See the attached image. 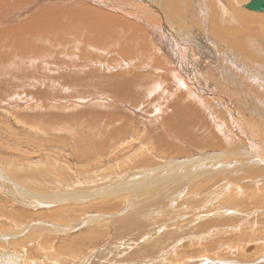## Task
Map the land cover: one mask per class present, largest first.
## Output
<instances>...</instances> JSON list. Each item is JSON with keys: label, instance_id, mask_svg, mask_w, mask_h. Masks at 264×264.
<instances>
[{"label": "bare ground", "instance_id": "1", "mask_svg": "<svg viewBox=\"0 0 264 264\" xmlns=\"http://www.w3.org/2000/svg\"><path fill=\"white\" fill-rule=\"evenodd\" d=\"M203 1H206L204 7H202ZM251 1L244 3L242 0H0L1 62H3V59L7 60L9 58L8 61L11 64L15 62L14 60L20 58H27L30 62L41 61L49 54L46 47L50 45L53 46V51L49 50L51 54L57 52L62 54V56L58 54L61 63H73L75 60L74 63L80 64V68L76 67L79 68V72L81 69L85 70L86 68L89 71H94V75L98 76L99 71H102V69L113 70V67L107 64V61L103 62L104 58L109 60V56H112L104 53L107 44L110 43L113 45V56L119 57L122 62L127 60L124 57L131 58L128 54L136 56L139 60V55L141 59L143 58L140 72L128 68L126 72L130 76H127L128 73L125 74V77L122 76L125 73L122 72V69L127 68L128 65L124 66L123 63V65H118L121 72H115L114 75H120V79H123L118 81V85L123 87V89L121 88L122 91L129 92L131 86L133 87V84L127 79L134 82V78L138 77L137 73L142 74L141 76L145 75L150 66L154 64L152 67L159 72L160 77L161 73L169 76L177 83V86L179 84V87L191 91L190 97H198L203 102L207 97H210L220 110V112H214V115H217V113L221 115L220 118L217 117L218 121H221L219 123L216 115L214 117L212 111L209 110L213 119L217 121L215 126L220 132L221 138L217 139L218 142H213L214 144L211 142L203 143H206V146L214 151L198 154L199 156L195 157L193 154L196 150L193 147L180 146L176 137L168 131L166 122L164 123V120H162V125L165 127V135L163 136L167 137L168 140L166 144L164 142L167 148L164 150L163 157L170 158V161L161 167L153 168L150 172H142L137 177H133V173L127 178L122 175L113 177V175L111 176V182L109 179L103 180L105 185L98 187L99 189L96 187V190L91 188L92 190L86 192L81 191L88 185L97 183L98 176H95L94 179H75L73 187H69L70 184L68 183L66 187H69L68 189L72 191L69 190L70 193L68 194H66V189L62 193L60 191L56 192V189L54 191V188L51 187L44 189L43 184L45 183L41 182V178L44 176V173H42L44 167L36 169L29 162L21 165L9 161L2 162L8 167L6 166L7 170L4 169L6 172L1 171L0 182L5 183L4 187L10 188L23 205L28 206L29 210H33L31 212L33 217L46 215V218H52L51 221H55L54 223L58 225V223H69L65 218L77 214L76 217L80 220L73 224L71 227L73 230H66V227L62 230L68 236L73 232H77L76 238L81 241H83V230L86 229L84 225L96 217L111 218L110 222L115 223V226H121L127 232V228L137 227L143 221L147 222L148 218L152 219L154 208L160 209L161 204L169 205L172 202V205L177 207L185 198L190 202L200 195L205 198L206 191L204 188H198L195 198H191V196H194L191 193L195 192L194 189L191 188L190 192H187V190L194 183L195 178L200 184L201 179H206L214 174H218L220 184L217 185H220L221 199L225 203L244 209L247 208L245 203H250V206L256 203L255 208L248 206L247 209H257L264 212V34H255L253 28H249L250 31L242 30L240 20H237L235 15L238 12L249 20L254 19L256 10L247 7ZM43 7L45 8L39 10ZM160 53H163V55L159 58L157 56ZM242 53L247 54L251 61H244L241 57ZM6 55L10 57H4ZM161 58H167L169 63L168 61L162 62ZM7 66L10 67L11 65ZM118 67L117 69H119ZM11 68L9 70L14 71ZM7 69L5 71H8ZM64 69L67 71L76 70L70 64L65 65ZM4 73L7 72L2 74ZM108 75H110V72ZM82 78H84V75L83 77H77V79ZM98 79L101 78L98 77ZM7 80L4 82L7 83ZM43 80L45 81V79ZM186 81L191 85H186ZM158 85L156 83L151 89L157 88ZM127 86L129 87L127 88ZM111 87L113 88L114 85ZM2 102L4 103V101ZM63 102L61 101V103ZM19 103L21 102L19 101ZM126 106L131 108L129 104ZM28 107L31 106H26L27 110H31ZM37 109L39 110L38 107ZM133 111H135L134 108ZM150 116H152L151 113ZM180 116L176 117L177 121L188 130L190 117L187 114L183 116L180 114ZM159 119L161 120V117ZM67 144H70V142L67 141ZM160 146L163 148L162 144ZM95 149H98L97 146ZM79 154L76 152L77 156ZM181 154H183L181 156L183 158L177 157ZM71 156L76 157L74 154ZM152 156L154 155L152 154ZM152 156L145 154L143 157L147 158V161H151ZM164 160L166 159L164 158ZM208 160H217L218 164L215 166H218V168L214 170L211 166H205L209 165ZM40 163L43 165L41 161ZM208 167L211 170L205 169ZM70 169L71 172L75 171V168L70 167ZM196 173H198V176H196ZM63 174H69L65 168ZM136 174H139V172H136ZM67 180L65 179L66 182ZM180 193L184 195L179 196L177 199ZM123 194H126V197ZM121 195L128 199L127 208L124 209V214L121 213L122 216L113 213L103 216L96 211H88L92 209L94 204L92 202L87 206L84 205V207L74 206L78 204V200L86 202L92 199L112 198ZM98 203L96 206L100 205L103 208L107 206L106 202ZM43 204H45L46 211L39 210ZM93 208L94 210L97 209ZM84 214L85 216H83ZM30 215L20 214V216L25 217L24 219H27ZM19 220L23 219L19 218ZM47 226L48 228L43 224L36 227V229H41L45 233V230L49 227L52 226L53 228L56 225L50 226L47 224ZM238 226L241 227L242 232L243 225L239 224ZM89 235L90 237L87 240L94 237V233ZM194 235L196 236V234ZM261 235H264V231ZM8 236L9 234L7 236L1 234L0 239L3 240L4 237L7 240ZM137 240L140 241V239ZM179 243L181 242L179 241ZM19 245L23 246V243H19ZM213 245L211 246L213 247L211 251H214L212 255L200 256L199 254L206 250L205 246H201L198 257L189 259L186 255H182L180 258L178 256L171 257L167 259V264H188L189 260L194 264H231V262L235 264H264V241L258 243L249 241L245 245L226 251L220 249L217 244ZM171 246L173 249L164 254L174 255L178 251L176 246ZM52 249L54 255L61 254L59 251L62 250L55 249V247ZM1 253L0 251V262L4 259L3 253ZM85 256L86 253L80 251L78 256L71 257H74L73 263L83 264ZM183 257L186 259L182 260ZM229 257H233L235 260H231ZM155 258L149 264H160L156 263L158 258ZM21 259L23 261V258ZM5 262L4 260L2 264ZM12 264L20 263L16 260Z\"/></svg>", "mask_w": 264, "mask_h": 264}, {"label": "rangeland", "instance_id": "2", "mask_svg": "<svg viewBox=\"0 0 264 264\" xmlns=\"http://www.w3.org/2000/svg\"><path fill=\"white\" fill-rule=\"evenodd\" d=\"M242 1L248 3L250 0ZM205 4L206 1H203L202 7ZM44 8H39V10ZM263 13L256 11V16L251 20L243 15L242 17L238 12L235 15L237 20H240L242 30L250 31L249 28H253L255 34L263 35ZM213 32L215 31L213 30ZM47 47L46 51L49 54L41 61L30 62L27 58H20L14 60L13 66L8 61L10 58L3 59V62L0 61L2 63L0 67L5 65L4 68H0V70L2 69L0 73L3 75L2 79L0 75V174L1 171L6 172L8 167L2 162L9 161L20 165L29 162L36 169L44 167L42 172L44 176L41 178V182L46 184H43L44 189L51 187L60 193L66 189V194L72 192L68 188L73 187L76 180L94 179L95 176H98L97 183L88 185L84 188L86 190L81 189L86 192L104 186L103 180L109 179L111 182L113 175V177L122 175L127 178L132 173L135 175L136 172H139L135 176L132 174L133 177H137L142 172H150L153 168L161 167L170 161V158L163 157L164 150L167 148L165 144L168 140L163 136L165 127L162 125V120L164 123L166 122L168 131L176 137L180 146L193 147L196 150L193 154L195 157L199 156L198 154L214 151L206 146V143L214 144L213 142H218L217 139L221 138L220 132L215 126L218 121L217 117L220 118L221 115L217 113V115L215 114L217 121L213 119L210 112L212 111L214 115V112H220V110L210 97H207L205 102L198 97H190L191 91L179 87V84L177 86V83L169 76L161 73L160 77L159 72L152 67L154 64L150 66L145 75L141 76L142 74L137 73L138 77L134 78V82L127 79L133 84V87L131 86L129 92L122 91L123 87L118 85V81L123 79H120V75H114L115 72H121L118 65H128L127 68L122 69V72H125L122 76L125 77L128 68L140 72L143 58L141 59L139 55V60L136 56L128 54L131 58L124 57L127 60L122 62L119 57L113 56V45L110 43L107 44L104 53L112 56L109 58L105 56L109 60L104 58L103 62L107 61L113 70L102 69L98 76L94 75V71H89L86 68L79 72L80 64L74 63L75 60L73 63H61L59 55L62 56V54L59 52L51 54L53 46L47 45ZM162 55L163 53H160L157 57L160 58ZM241 57L246 62L251 61V58L245 53H242ZM161 61L169 63L167 58H161ZM127 62L128 64H126ZM9 64L10 67L7 66ZM69 64L76 70H65V65ZM114 67L116 69L118 67L120 70H116ZM9 68L14 71L11 72ZM9 71L12 75L9 74ZM3 72L7 73L2 74ZM109 72L110 75H108ZM83 75L84 78L77 79ZM128 75L130 76L129 73ZM8 76L9 81L6 79ZM4 77L5 79H3ZM6 80L11 81V84L4 82ZM15 80L17 81L15 82ZM37 82L39 83L37 84ZM156 83L159 84L158 87L151 89ZM185 83L191 85L188 81ZM110 85H114V87L112 88ZM151 92L153 93L151 94ZM59 100L64 102L61 103ZM128 104L131 108L126 106ZM26 106H31L28 107L31 110H27ZM96 110H98V114ZM209 110L211 111L209 112ZM150 113L153 117L150 116ZM180 114L182 116L187 114L190 117L188 130L177 121L176 117ZM173 117L175 118L173 119ZM67 141L70 144H67ZM160 144L163 145V148ZM94 146H97L98 149L96 150ZM76 152L81 154H79L80 157L76 155ZM72 154L77 158L71 156ZM145 154L147 156L153 154L154 156L151 157L153 161H147L148 159L143 157ZM181 156L183 154L177 157L183 158ZM208 161L209 165L205 166H211L214 170L218 168L215 166L218 164L217 160ZM70 167L75 168V171L71 172ZM81 167H84L85 170L80 169ZM64 168L69 174H63ZM211 168L205 169L211 170ZM88 174L91 176L89 177ZM49 175L53 178L50 179ZM65 179H68L67 182ZM68 183L70 186L66 187ZM199 183L195 178L187 192H190L191 188L194 189L195 192H191L194 196L191 198H195L198 188H204L205 198L200 195L191 202L185 198L177 207H174L172 202L169 205L161 204L160 209L154 208L152 219L148 218L147 222L143 221L137 227L127 228V232L121 226H115V223L110 222L111 218L96 217L84 225L86 229L83 230V241H81L76 238L77 232L68 236L62 230L65 227L66 230H73L71 229L73 224L80 220L76 217L77 214L65 218L69 223H58V225L54 223L55 221H51L52 218H46V215L33 217L31 213L33 210L30 209V211L28 206L23 205L15 197L10 188L4 187L5 183L0 182V235L6 234L7 236L9 234L10 236L7 240L3 237L4 241L0 239V251L4 258L0 264L4 260L6 261L4 264H12L16 260L20 264H47V262L49 264H77V262L73 263L74 257L71 256H78L80 251L86 253L83 264H149L156 259L155 257L158 258L156 263L167 264V259L171 257L178 256L180 258V256L186 255L189 259L199 255H212L214 254V251H211L213 244L219 245L220 249L226 251L245 245L249 241L253 243L264 241V235H261L264 231V212L247 209L248 206L255 208L256 203L253 206H250V203H245L246 209L225 203L221 199L220 185H217L220 184L218 174L201 179ZM69 190L70 192H68ZM182 195L184 194H178L177 199ZM186 195L188 194L186 193ZM124 196L126 197V194ZM121 197L122 195L112 198H97L86 202L78 200V204L74 206L84 207L92 202L94 203L92 209L88 211H96L103 216L110 213L122 216L125 213L124 209L127 208L128 199ZM98 202H106L107 206L104 208L100 205L96 206L99 204ZM93 207L97 209L94 210ZM39 210L46 211L45 204ZM22 213L31 215L28 217L29 219H24V216H20ZM50 214L52 215V213ZM40 224H45L47 228V224L57 227L46 228L44 233L43 230L36 229L41 226ZM239 224L243 225L242 232ZM8 226L10 227L8 228ZM92 233H94V237L87 240L90 237L89 234ZM189 238L192 240L190 241ZM19 243H23V246ZM210 244L212 245L210 246ZM171 245L176 246L178 251L174 255L164 254L173 249ZM201 246L206 248L202 253H200ZM53 247L62 250L59 251L61 254L54 255ZM198 253L200 254L198 255ZM229 258L235 260L233 257ZM188 264L194 263L189 260ZM231 264L235 263L231 262Z\"/></svg>", "mask_w": 264, "mask_h": 264}, {"label": "water", "instance_id": "3", "mask_svg": "<svg viewBox=\"0 0 264 264\" xmlns=\"http://www.w3.org/2000/svg\"><path fill=\"white\" fill-rule=\"evenodd\" d=\"M247 7L256 11L264 12V0H252Z\"/></svg>", "mask_w": 264, "mask_h": 264}]
</instances>
